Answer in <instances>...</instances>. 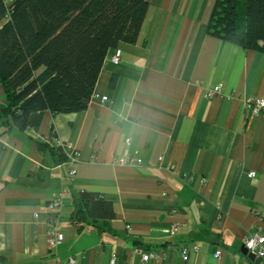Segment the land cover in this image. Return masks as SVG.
Here are the masks:
<instances>
[{
    "label": "crops",
    "instance_id": "obj_1",
    "mask_svg": "<svg viewBox=\"0 0 264 264\" xmlns=\"http://www.w3.org/2000/svg\"><path fill=\"white\" fill-rule=\"evenodd\" d=\"M146 1L136 42L108 49L86 109L44 110L23 129L0 116V264H264L241 251L246 234H264V114L242 111L264 98V53L207 33L216 0ZM57 139L79 153L72 177L49 150ZM119 154L141 164L113 163ZM61 190L64 238L51 247L47 205ZM82 190L110 200L114 217L76 229Z\"/></svg>",
    "mask_w": 264,
    "mask_h": 264
},
{
    "label": "trees",
    "instance_id": "obj_2",
    "mask_svg": "<svg viewBox=\"0 0 264 264\" xmlns=\"http://www.w3.org/2000/svg\"><path fill=\"white\" fill-rule=\"evenodd\" d=\"M146 8V0H0V83L8 101L0 116L23 129L44 110L86 109L106 52L136 42ZM206 31L264 53V0H216ZM49 150L65 159L60 147ZM73 202L78 230L115 214L99 192L82 190Z\"/></svg>",
    "mask_w": 264,
    "mask_h": 264
},
{
    "label": "built area",
    "instance_id": "obj_3",
    "mask_svg": "<svg viewBox=\"0 0 264 264\" xmlns=\"http://www.w3.org/2000/svg\"><path fill=\"white\" fill-rule=\"evenodd\" d=\"M112 63L117 64L119 62L118 56H113L111 58ZM221 86L215 85L212 88H209L205 92L206 98H211L214 94L220 92ZM95 98H98V100L101 103H104L107 100L106 95H99L98 93H95ZM242 111L246 113V115H255V114H264V98H260L257 96H250L245 98L242 101ZM55 146H58L61 148V150L64 153L65 161L70 164L69 168V175L72 177L76 174V169L74 165L79 160V153L77 149L68 141H60L55 140ZM112 162L118 165H131L136 166L141 164V158L136 157L132 154H119L113 157ZM255 172L251 171L249 172L250 176H254ZM66 191L61 190L60 192L56 193L49 201H48V209L52 212L51 221H50V228L47 230L48 234V242L51 247H54L58 245L60 242H62L64 236L63 233L57 230V222H58V213L60 208L62 207L64 203V195ZM129 227V226H128ZM177 228V224H173L171 226L172 230H175ZM255 240V245L253 248L249 249L246 245L250 240ZM264 239V234L261 233H248L243 238V246L246 248L247 252L254 254L255 258L260 259L264 261V243L261 242V240ZM192 249L194 251L198 250V246L194 244L192 246ZM182 258L186 260L188 258L189 248L187 246H182L180 249ZM221 254L220 250H215L213 253V256L215 258H219ZM157 252L150 251L142 254V259L147 260L152 257H156ZM114 256L111 258V263L114 262ZM69 262H75V258L70 257L68 259Z\"/></svg>",
    "mask_w": 264,
    "mask_h": 264
},
{
    "label": "water",
    "instance_id": "obj_4",
    "mask_svg": "<svg viewBox=\"0 0 264 264\" xmlns=\"http://www.w3.org/2000/svg\"><path fill=\"white\" fill-rule=\"evenodd\" d=\"M241 251H242L244 254H247L248 258L253 259V260L255 259L254 254L247 252V250H246V248H245L244 246L241 247Z\"/></svg>",
    "mask_w": 264,
    "mask_h": 264
},
{
    "label": "clouds",
    "instance_id": "obj_5",
    "mask_svg": "<svg viewBox=\"0 0 264 264\" xmlns=\"http://www.w3.org/2000/svg\"><path fill=\"white\" fill-rule=\"evenodd\" d=\"M261 242L264 243V239H262ZM254 245H255V240L253 239V240H250V241L247 243L246 246H247L249 249H251V248L254 247Z\"/></svg>",
    "mask_w": 264,
    "mask_h": 264
}]
</instances>
